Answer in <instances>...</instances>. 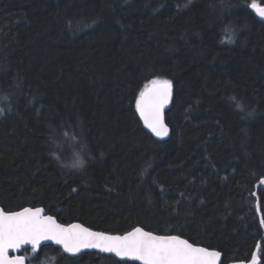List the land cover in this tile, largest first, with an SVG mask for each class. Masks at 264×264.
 Returning a JSON list of instances; mask_svg holds the SVG:
<instances>
[{
  "label": "trees",
  "instance_id": "1",
  "mask_svg": "<svg viewBox=\"0 0 264 264\" xmlns=\"http://www.w3.org/2000/svg\"><path fill=\"white\" fill-rule=\"evenodd\" d=\"M0 0V208L264 264V0ZM169 83L168 140L137 105ZM28 264H137L43 246Z\"/></svg>",
  "mask_w": 264,
  "mask_h": 264
},
{
  "label": "water",
  "instance_id": "2",
  "mask_svg": "<svg viewBox=\"0 0 264 264\" xmlns=\"http://www.w3.org/2000/svg\"><path fill=\"white\" fill-rule=\"evenodd\" d=\"M254 10L264 22V6ZM173 100V86L162 83L148 88L137 105L144 126L163 141L171 136L166 113ZM47 245L62 248L71 258L100 252L121 262L137 264H222L223 259L219 251L194 245L179 236L157 235L140 227L126 234H110L79 222L62 224L43 208L28 207L16 212L0 208V264H28L24 251L38 252ZM231 264H261V261L255 255L251 261Z\"/></svg>",
  "mask_w": 264,
  "mask_h": 264
},
{
  "label": "rangeland",
  "instance_id": "3",
  "mask_svg": "<svg viewBox=\"0 0 264 264\" xmlns=\"http://www.w3.org/2000/svg\"><path fill=\"white\" fill-rule=\"evenodd\" d=\"M202 0H185L179 5L182 12H189L193 10Z\"/></svg>",
  "mask_w": 264,
  "mask_h": 264
}]
</instances>
